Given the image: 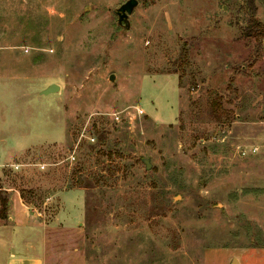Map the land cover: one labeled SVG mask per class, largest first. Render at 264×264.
<instances>
[{"label":"rangeland","instance_id":"obj_1","mask_svg":"<svg viewBox=\"0 0 264 264\" xmlns=\"http://www.w3.org/2000/svg\"><path fill=\"white\" fill-rule=\"evenodd\" d=\"M127 1L0 0V224L44 264H264L249 0Z\"/></svg>","mask_w":264,"mask_h":264},{"label":"crops","instance_id":"obj_2","mask_svg":"<svg viewBox=\"0 0 264 264\" xmlns=\"http://www.w3.org/2000/svg\"><path fill=\"white\" fill-rule=\"evenodd\" d=\"M9 220L8 224H0V240L6 241L0 246V264H44L36 241L29 237L31 227L24 222L13 223V217Z\"/></svg>","mask_w":264,"mask_h":264},{"label":"trees","instance_id":"obj_3","mask_svg":"<svg viewBox=\"0 0 264 264\" xmlns=\"http://www.w3.org/2000/svg\"><path fill=\"white\" fill-rule=\"evenodd\" d=\"M248 6L250 9V18L248 21V26L245 30V34L248 36H264V25L257 21L255 17L256 7L254 0L248 1ZM1 208H0V221L8 219L7 210L9 201L6 197L0 196Z\"/></svg>","mask_w":264,"mask_h":264},{"label":"water","instance_id":"obj_4","mask_svg":"<svg viewBox=\"0 0 264 264\" xmlns=\"http://www.w3.org/2000/svg\"><path fill=\"white\" fill-rule=\"evenodd\" d=\"M138 4H139L138 0H128L126 3L121 5V7H119L115 11V14L118 17V24L119 25L124 26L127 29L130 27L129 17H130V15H132L134 9L138 6ZM110 79L113 80L114 75H111ZM58 89H59V86L56 84H53V85H50L48 88H46L44 91H42V94L43 95H49L51 93L58 91ZM145 163H146L147 168L151 167L149 160H145ZM235 262H237L236 259H234L232 264H234Z\"/></svg>","mask_w":264,"mask_h":264}]
</instances>
